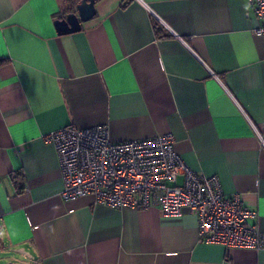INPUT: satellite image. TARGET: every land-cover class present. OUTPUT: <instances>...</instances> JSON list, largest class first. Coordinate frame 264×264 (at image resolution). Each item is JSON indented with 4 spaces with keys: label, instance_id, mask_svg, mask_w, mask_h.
Wrapping results in <instances>:
<instances>
[{
    "label": "crops",
    "instance_id": "obj_1",
    "mask_svg": "<svg viewBox=\"0 0 264 264\" xmlns=\"http://www.w3.org/2000/svg\"><path fill=\"white\" fill-rule=\"evenodd\" d=\"M73 1L0 0V250L32 264H264V250L199 243L187 209L167 221L157 207L64 201L42 139L100 125L112 142L171 134L264 235V38L250 1L99 0L60 36Z\"/></svg>",
    "mask_w": 264,
    "mask_h": 264
},
{
    "label": "built area",
    "instance_id": "obj_2",
    "mask_svg": "<svg viewBox=\"0 0 264 264\" xmlns=\"http://www.w3.org/2000/svg\"><path fill=\"white\" fill-rule=\"evenodd\" d=\"M249 1L261 21L254 33L264 38V0ZM42 139L57 154L64 201L92 196L114 209L157 207L167 221L180 220L187 209L196 217L199 243L264 250V235L250 223L257 212L238 195L226 196L216 175H198L186 166L171 134L112 142L100 125L66 127Z\"/></svg>",
    "mask_w": 264,
    "mask_h": 264
},
{
    "label": "water",
    "instance_id": "obj_3",
    "mask_svg": "<svg viewBox=\"0 0 264 264\" xmlns=\"http://www.w3.org/2000/svg\"><path fill=\"white\" fill-rule=\"evenodd\" d=\"M97 1L99 0H79L75 5L74 12L54 21L56 33L62 36L79 32L82 23L88 22L96 15L95 4Z\"/></svg>",
    "mask_w": 264,
    "mask_h": 264
},
{
    "label": "rangeland",
    "instance_id": "obj_4",
    "mask_svg": "<svg viewBox=\"0 0 264 264\" xmlns=\"http://www.w3.org/2000/svg\"><path fill=\"white\" fill-rule=\"evenodd\" d=\"M12 263V264H32L25 257L15 255L11 251L0 250V264Z\"/></svg>",
    "mask_w": 264,
    "mask_h": 264
},
{
    "label": "trees",
    "instance_id": "obj_5",
    "mask_svg": "<svg viewBox=\"0 0 264 264\" xmlns=\"http://www.w3.org/2000/svg\"><path fill=\"white\" fill-rule=\"evenodd\" d=\"M79 0H74L73 2L74 3H77ZM153 29H154V32H155V35L158 37L160 36V28L158 26V24L156 22H153Z\"/></svg>",
    "mask_w": 264,
    "mask_h": 264
}]
</instances>
